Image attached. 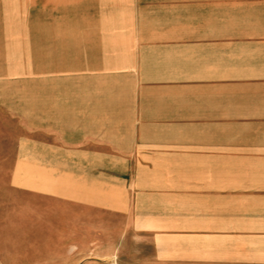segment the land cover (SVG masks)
I'll return each mask as SVG.
<instances>
[{"label":"crops","instance_id":"obj_1","mask_svg":"<svg viewBox=\"0 0 264 264\" xmlns=\"http://www.w3.org/2000/svg\"><path fill=\"white\" fill-rule=\"evenodd\" d=\"M14 58L0 210L53 237L0 264H264V0H0Z\"/></svg>","mask_w":264,"mask_h":264},{"label":"rangeland","instance_id":"obj_2","mask_svg":"<svg viewBox=\"0 0 264 264\" xmlns=\"http://www.w3.org/2000/svg\"><path fill=\"white\" fill-rule=\"evenodd\" d=\"M35 18L34 16H31ZM30 29H35V28H30ZM14 34H20L19 28L18 31L15 30L14 28ZM16 39V37H14ZM16 45V44H14ZM19 45V44H18ZM34 53V52H31ZM30 53V54H31ZM14 54H19V52L14 50ZM20 59H15L13 60V71L16 72L15 74L12 75V80H11V88L10 90L7 91H2L0 90V100L1 99H20L23 97V94L25 98H35V91H21V87L23 86L22 84H25L26 82H33L32 80L35 81V73H36V62L37 60L35 58L29 59L28 60V70L29 74L27 76L21 75L19 72L20 70H24V67H20ZM28 77V81L27 78ZM26 78V79H25ZM3 120V119H2ZM0 120V121H2ZM8 133L6 132L5 125L4 123L0 122V151H2L5 147V142H6V136ZM3 160V156L0 153V162ZM0 201H3V199H0ZM8 216V217H7ZM11 213L9 212H4V210H0V252H6L8 257L16 258L20 254L28 257L31 256L34 252L30 250H24L23 252L21 251H1V249L6 248L4 247L5 243L7 244H17V243H24L28 245L27 243H43L49 241L53 236L50 234H28V233H23V231L20 230V228H16L14 226V220L10 217ZM18 224L20 223V220H17ZM18 230V231H17ZM51 241V240H50Z\"/></svg>","mask_w":264,"mask_h":264}]
</instances>
